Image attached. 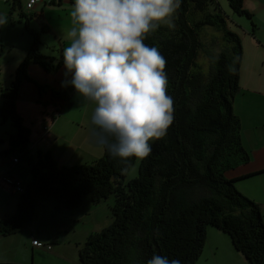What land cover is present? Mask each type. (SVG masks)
<instances>
[{
    "label": "trees",
    "instance_id": "1",
    "mask_svg": "<svg viewBox=\"0 0 264 264\" xmlns=\"http://www.w3.org/2000/svg\"><path fill=\"white\" fill-rule=\"evenodd\" d=\"M7 2L21 19L31 17L21 10L20 0ZM227 3L233 14L251 18L243 9V0ZM173 23L174 27L162 26L145 40L167 61V94L174 101L173 123L162 139L150 142L151 154L121 162L103 149V155L91 163L59 167L49 153H39L32 161L27 150L29 131L16 110L20 85L29 80L30 62L46 72L64 63L40 52L41 35L48 27L34 31L26 21L32 45L11 83L0 91V119L15 130L8 137L5 155L14 163L30 166L31 179L22 183L15 213L0 219V237L26 230L36 207L45 201L53 200L58 211L72 210L86 194L95 205L112 195V221L88 235L78 251L79 264H146L154 254L178 259L180 264H196L209 227L227 235L249 264H264L260 207L226 177L228 171L250 160L241 142L240 121L232 111L239 90L241 39L215 0H181ZM207 28L220 34L216 54L204 44ZM200 58L204 63H199ZM44 89L39 87V93ZM52 95L60 105L44 112L51 120L70 105V91H52ZM137 160V176L126 180ZM125 167L128 171L122 172Z\"/></svg>",
    "mask_w": 264,
    "mask_h": 264
},
{
    "label": "crops",
    "instance_id": "2",
    "mask_svg": "<svg viewBox=\"0 0 264 264\" xmlns=\"http://www.w3.org/2000/svg\"><path fill=\"white\" fill-rule=\"evenodd\" d=\"M20 2L21 10L31 17L21 19L18 10L11 12L7 0L0 9V18L7 21L0 26V91L11 83L16 69L25 60L26 53L32 45V37L26 30V21L28 27L34 31H39L43 25L48 27L49 31L41 35L40 52L54 59V62L63 60V49L69 45L65 33L71 25L70 12L73 0H60V3L56 0V4L45 5L37 3L30 10L25 9L28 1H25V4L21 0ZM243 9L251 15L248 20L256 22L257 29L264 27V0H243ZM240 23L236 26L240 29L237 34L241 39L243 55L239 70V90L234 96L232 111L240 121L241 142L250 160L228 171L226 177L235 181V187L241 194L259 205L264 219V35L255 33L256 26L255 30H248ZM65 73L64 63L57 70L46 72L41 66L30 62L27 67L29 80L23 81L20 85L16 110L23 120V126L29 131L27 150L32 161H35L34 158L39 153H49L57 166L80 165L85 162L80 161V154L87 148L89 150L86 160L93 161L97 158L89 141L92 129L77 125L81 121L83 124L87 110L94 108L95 105L80 98L70 84L62 86L63 82L71 79V74L66 76ZM39 87L45 88L42 94L39 93ZM52 91H70V105L61 109L53 120L44 113L60 105L59 99L53 97ZM1 105L0 97V107ZM6 122L1 123L0 119V128ZM10 127L11 130L8 133L5 131V135L0 133L1 152L4 155L8 150V137L15 132L11 123ZM93 146L98 147L95 140ZM10 163L7 161V164ZM16 164L18 165L13 163V166ZM15 168L7 170L4 169V164L0 165V188L9 194V198L0 204V219L13 215L16 211L19 193L13 189L12 182L15 180L21 183L28 182L16 174ZM16 196L18 197L15 198ZM59 221L61 220H58V223ZM15 235L8 237H15L16 243ZM29 235L32 253L41 250L31 245L32 240L40 239L32 233ZM3 238L5 237H0V264H6L4 262L8 261L7 253L14 251L12 249L14 242L10 241V238L6 241L1 240ZM58 240L59 237L53 240L46 239L45 243H50L53 251L54 242ZM5 248L8 249L7 253ZM74 248L77 256L79 248L75 246ZM53 255L68 258L69 249L60 248L59 244ZM75 260L71 264H74Z\"/></svg>",
    "mask_w": 264,
    "mask_h": 264
},
{
    "label": "clouds",
    "instance_id": "3",
    "mask_svg": "<svg viewBox=\"0 0 264 264\" xmlns=\"http://www.w3.org/2000/svg\"><path fill=\"white\" fill-rule=\"evenodd\" d=\"M181 0H73L63 49L65 75L84 101L95 105V143L121 162L144 159L152 141L173 123L166 59L145 43L162 26L174 27ZM0 18V26L6 24ZM128 168L122 169L127 172ZM146 264H180L154 254Z\"/></svg>",
    "mask_w": 264,
    "mask_h": 264
},
{
    "label": "rangeland",
    "instance_id": "4",
    "mask_svg": "<svg viewBox=\"0 0 264 264\" xmlns=\"http://www.w3.org/2000/svg\"><path fill=\"white\" fill-rule=\"evenodd\" d=\"M21 1L23 4H25V1L28 0ZM215 1L217 2L222 14L228 20V26L233 32L237 33L238 31H240V29L236 25L237 23L241 22L240 24L245 26L248 30L252 29V25L256 26V30L254 29L255 33L257 35H264V27L257 29V25L254 20H252L251 22L245 16L239 17L233 14L228 6L227 0ZM4 5L5 0H0V9L2 6L4 7ZM219 38L220 34L217 33L215 29H205L203 35L204 44L206 48L213 52V54H216L220 51V42L218 40ZM199 63H204V59L200 58ZM93 110L94 108L87 110L83 124L82 121L79 124L77 123L79 127L81 126L87 129L93 128V125L91 123ZM0 129V133L5 135V131L8 133L11 130L10 123L6 122L1 126ZM83 131L84 130H82L81 132L83 133ZM89 141L91 148L94 150V152H96L97 160L103 155V150L102 148H100V146H93L94 138L92 135L90 136ZM88 150L89 148L85 149L80 154V161H85L84 164H86L87 161V163L95 161L86 160ZM10 159V155L6 156L2 154L0 145V165L4 164V169L7 170L16 167V174L19 175V177H21L23 180H28L29 182L31 179L30 166L22 161L15 166H13V163L7 164V161H11ZM138 163L139 160H137L131 167L126 180H131L137 176ZM4 191L6 190L0 188V204L4 203L6 199L9 198V194ZM17 197L18 196H16L15 198ZM54 204L55 203L53 202V200H48L36 207L33 222L27 228L28 230L26 229L25 231L15 235V240L18 245H16V243L14 242L15 237H5L1 239L6 241L10 238V241L14 242L12 246V249L14 251H10V253H7L8 249L5 248V252L7 253L6 259H8V261L4 263L30 264L32 256V264H71V262L75 259L76 260L74 264H79L78 254L76 256V249L74 248V246L76 248H80L85 243L86 238L89 234L101 231L112 221L111 207L114 204V197L112 195L109 196L106 200H103L99 204L95 205L91 203L89 194H86L83 196L80 206L77 209L75 208L72 210L63 209L58 211L57 209H55ZM58 220L61 221H59L58 223ZM29 233H32L33 235L38 237L43 243H45L46 239L53 240L55 237H59V240L54 242L55 245L53 251L35 250L34 253H32ZM59 244L60 248H64L65 250L69 249L68 258H61L53 255ZM246 261L247 260H245L240 253L234 250L230 238L227 235L212 227L207 228L205 246L196 264H249L248 261Z\"/></svg>",
    "mask_w": 264,
    "mask_h": 264
},
{
    "label": "built area",
    "instance_id": "5",
    "mask_svg": "<svg viewBox=\"0 0 264 264\" xmlns=\"http://www.w3.org/2000/svg\"><path fill=\"white\" fill-rule=\"evenodd\" d=\"M52 0H28V2L25 4V9L26 10H30L32 9V7L37 4V3H40V4H50ZM12 159V158H11ZM12 162H16V160L12 159ZM12 186H13V189L18 192V193H22L23 191V185L20 181H13L12 182ZM32 246H34L35 248L37 249H44L46 251H50L51 250V245L50 244H44L42 242H39L37 240H32Z\"/></svg>",
    "mask_w": 264,
    "mask_h": 264
}]
</instances>
